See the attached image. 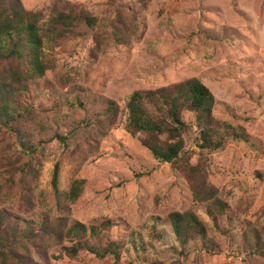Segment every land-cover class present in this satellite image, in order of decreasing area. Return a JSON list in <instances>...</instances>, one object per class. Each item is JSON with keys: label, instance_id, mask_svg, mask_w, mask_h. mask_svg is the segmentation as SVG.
<instances>
[{"label": "rangeland", "instance_id": "374dc122", "mask_svg": "<svg viewBox=\"0 0 264 264\" xmlns=\"http://www.w3.org/2000/svg\"><path fill=\"white\" fill-rule=\"evenodd\" d=\"M21 1L46 16L54 7L87 10L98 25L95 32L84 26L45 46L50 66L28 93L34 110L41 111L31 121L41 165L36 176L25 174L32 192L26 208L20 180L30 156L20 153L15 136L0 126V208L29 217L68 216L87 225L113 219L112 237L134 240L121 264H264L246 255L234 237L242 232L243 218L264 222V0ZM191 77L213 92L215 115L230 130L243 126L249 138L227 135L222 149L202 155L195 117L183 112L191 128L185 139L192 162L203 164L209 182L230 204L222 229L210 230L205 244L183 251L164 218L193 209L210 222L205 206L194 200L185 174L156 159L142 144L143 135H131L124 120L134 91ZM107 100L120 106L118 121L96 124ZM16 159L23 169L10 173ZM57 162L59 194L52 182ZM80 178L86 179L85 189L72 203L65 193ZM63 244L49 249L50 264H114L110 256L88 251L69 256Z\"/></svg>", "mask_w": 264, "mask_h": 264}, {"label": "trees", "instance_id": "16d2710c", "mask_svg": "<svg viewBox=\"0 0 264 264\" xmlns=\"http://www.w3.org/2000/svg\"><path fill=\"white\" fill-rule=\"evenodd\" d=\"M97 21L87 10L65 11L54 7V11L46 16L41 10L26 9L21 0H0V126L7 127L15 136L17 150L30 156L22 164L25 171L20 180L24 189V208L32 203V192L25 174L36 176L41 165V152H38L31 131V121L41 111L34 110L28 93L32 81L43 76L50 66L45 46L77 34L84 26L95 32ZM215 99L205 83L191 77L156 89L136 90L126 105L125 129L133 136L142 134V144L156 159L178 167L191 182L194 200L205 206L210 222L204 221L193 209L173 211L164 218L171 223L183 251L192 244H205L210 230H221L230 209L228 201L218 195V190L209 182L203 164L192 162L193 152L186 149L185 139L191 128L184 120L183 112L189 111L195 117L197 145L202 155L222 149L227 135L239 140L249 138L243 126L230 130L231 125L215 115ZM120 110L117 102L107 100L104 109L96 114V124H115ZM17 161L11 160L10 173L16 167L23 169L16 164ZM59 172L60 164L57 162L52 179L56 194H59ZM257 174L262 177V173ZM85 183L83 178L72 182L69 192L65 193L72 203L77 202L84 192ZM245 210L247 213L248 207ZM115 225L113 219L87 225L61 215L29 217L2 207L0 264H50L47 255L53 243L61 245L66 242L70 244H63V250L69 256L88 251L98 258L110 256L114 264H121L129 243L134 240L113 238L111 230ZM241 229L238 236L233 235L238 237L237 244L246 255L264 263V222L245 217ZM155 238H161V235ZM141 248L144 249L142 245ZM124 264H129V261H124ZM151 264L161 262L153 261Z\"/></svg>", "mask_w": 264, "mask_h": 264}]
</instances>
